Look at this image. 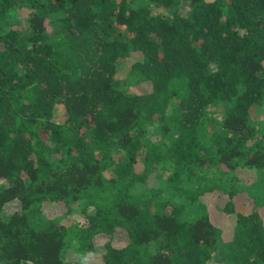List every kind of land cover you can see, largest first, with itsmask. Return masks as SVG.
<instances>
[{"label":"trees","instance_id":"1","mask_svg":"<svg viewBox=\"0 0 264 264\" xmlns=\"http://www.w3.org/2000/svg\"><path fill=\"white\" fill-rule=\"evenodd\" d=\"M263 106L264 0H0V264H264Z\"/></svg>","mask_w":264,"mask_h":264},{"label":"rangeland","instance_id":"2","mask_svg":"<svg viewBox=\"0 0 264 264\" xmlns=\"http://www.w3.org/2000/svg\"><path fill=\"white\" fill-rule=\"evenodd\" d=\"M154 11H158V9H155ZM24 13L26 15L27 12L24 11L23 13H20L19 18H21V15H23ZM123 70H124V68H123ZM118 73H120L119 75H121V76H123L125 74L124 71H119ZM120 78H122V77H120ZM121 88L127 94H131L134 91L137 92L140 89L141 90H144L145 89L144 85H142V84L141 85L133 86V85L128 84L127 82H126L125 86L124 87H121ZM263 114H264V111L259 112L258 115L259 116H262ZM259 116L256 115V117H259ZM55 119L57 121H63L62 120V117H61V114H60V110H57L56 111ZM139 163L140 162L137 163L138 166L141 165V163L140 164ZM236 171H238V169ZM254 174H255V170H250V169L244 170V168H241V169L239 168V171H238V173L236 175L239 178L238 181H240L239 182V187H240V185L250 183V181H252L254 179V177H255ZM153 175H154V173H152L150 175L151 178H153L152 177ZM249 191H250L249 189H245L242 192L237 193V195H236L238 198H241V199H243V200L246 201V202H243V204L241 205V208H240V209H243L245 212L246 211L248 212V210L250 208L253 210V207L251 206V202L252 201L247 196V195H249L251 198L253 197ZM245 196H247V197H245ZM208 197L209 198L203 196V199L205 201H207V204L210 205V207L214 203L221 204L226 199V196L221 191L219 193H217V192L211 193ZM59 209L60 208H58V207H54V206H50V205H48L47 208H46V210H48V213L52 217L54 215H56V212ZM69 216H66L64 218V222L63 223L65 224L66 227L68 225H70L71 222L72 223H75V224H79V225H85L86 224V219L84 218L83 214L80 213V212H79V214H74V215H71L70 217ZM220 223L222 225V228L224 229L225 234L230 235V233L232 231V227L235 224V217L231 216L229 219H226L225 222H223V220H221ZM107 240H108L107 238L100 239L98 241V243L95 245L94 251L93 252H89L86 255H84V258L83 259L85 260V264H101V262H102V253H104V250H105L104 249V243ZM126 243H127V236L125 234H123L122 232L115 233L112 236V238H111V244H112V246H114L116 248L123 247ZM70 250H71L70 256L74 258L73 261H72L73 262L72 264H77L76 261L78 260V255H75V253L72 251L71 248H70Z\"/></svg>","mask_w":264,"mask_h":264}]
</instances>
